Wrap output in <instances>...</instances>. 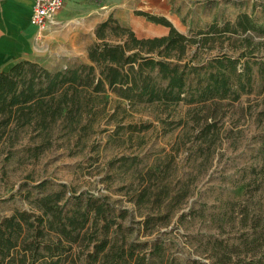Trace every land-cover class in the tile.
Instances as JSON below:
<instances>
[{"label": "rangeland", "instance_id": "1", "mask_svg": "<svg viewBox=\"0 0 264 264\" xmlns=\"http://www.w3.org/2000/svg\"><path fill=\"white\" fill-rule=\"evenodd\" d=\"M134 2L187 36L245 12L264 27V0ZM111 15L139 37L168 33L137 11L92 12L78 56L57 47L28 60L15 77L20 87L32 78L31 64L54 72L90 63L96 28ZM245 36L216 39L201 59L221 48L233 52ZM253 41V80L235 101L130 104L109 93L93 108L84 104L76 121L62 118L49 129L5 125L0 114V215L40 213L38 199L54 191H64L67 207L76 195H96L108 203L111 229L141 244L150 264H233L264 255V35ZM80 250L76 245L62 264H87Z\"/></svg>", "mask_w": 264, "mask_h": 264}, {"label": "trees", "instance_id": "2", "mask_svg": "<svg viewBox=\"0 0 264 264\" xmlns=\"http://www.w3.org/2000/svg\"><path fill=\"white\" fill-rule=\"evenodd\" d=\"M137 13L168 28V33L139 37L111 15L96 28V40L88 47L90 63L54 72L42 67L37 72L31 64L35 71L22 87L15 77L29 61L0 72V114L5 125L15 121L22 127L49 129L62 118L76 121L84 104L93 108L101 95L109 93L130 104L168 106L235 101L248 91L258 61L253 36L264 35V27L250 14L241 13L235 22L223 25L215 21L207 31L187 36L165 16ZM242 35L246 44L232 47L233 52L221 48L201 59V49L212 48L216 39L223 42ZM63 195L60 190L39 198L40 213L16 210L0 215V264H62L76 245L81 247L78 258L85 255L87 264H150L144 251L137 250L141 244L121 239L111 229L107 202L80 194L67 207L61 202ZM100 218L105 223L98 228ZM263 259L253 252L248 261L238 258L233 264H261Z\"/></svg>", "mask_w": 264, "mask_h": 264}, {"label": "crops", "instance_id": "3", "mask_svg": "<svg viewBox=\"0 0 264 264\" xmlns=\"http://www.w3.org/2000/svg\"><path fill=\"white\" fill-rule=\"evenodd\" d=\"M134 1L66 0L48 27L40 30L31 23L33 0H0V72L9 71L22 61H39L43 52L52 53L57 47L77 57L81 32L85 31L82 24L91 20L92 12H150L139 10Z\"/></svg>", "mask_w": 264, "mask_h": 264}, {"label": "built area", "instance_id": "4", "mask_svg": "<svg viewBox=\"0 0 264 264\" xmlns=\"http://www.w3.org/2000/svg\"><path fill=\"white\" fill-rule=\"evenodd\" d=\"M66 0H33L31 23L45 30L52 16L63 9Z\"/></svg>", "mask_w": 264, "mask_h": 264}]
</instances>
